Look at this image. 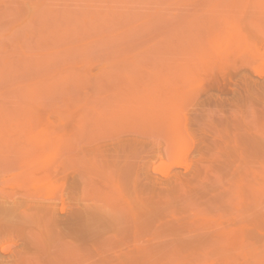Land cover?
I'll return each instance as SVG.
<instances>
[{"label": "rangeland", "instance_id": "rangeland-1", "mask_svg": "<svg viewBox=\"0 0 264 264\" xmlns=\"http://www.w3.org/2000/svg\"><path fill=\"white\" fill-rule=\"evenodd\" d=\"M0 264H264V0H0Z\"/></svg>", "mask_w": 264, "mask_h": 264}]
</instances>
